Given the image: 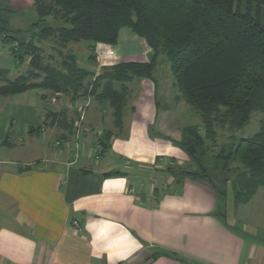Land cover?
Returning <instances> with one entry per match:
<instances>
[{
  "label": "crops",
  "instance_id": "obj_1",
  "mask_svg": "<svg viewBox=\"0 0 264 264\" xmlns=\"http://www.w3.org/2000/svg\"><path fill=\"white\" fill-rule=\"evenodd\" d=\"M94 45L101 66L148 60L126 28L116 47ZM156 61L153 79L126 82L120 128L100 98L80 113L36 88L0 95V264H264V184L235 205L220 171L206 179L173 168L185 124L158 100Z\"/></svg>",
  "mask_w": 264,
  "mask_h": 264
},
{
  "label": "trees",
  "instance_id": "obj_2",
  "mask_svg": "<svg viewBox=\"0 0 264 264\" xmlns=\"http://www.w3.org/2000/svg\"><path fill=\"white\" fill-rule=\"evenodd\" d=\"M262 6L264 0H50V5L38 2L34 7L36 20L26 28L30 31L28 37L13 35L10 14L6 15L4 26H0L5 34L0 37L11 43L9 53L14 61L20 64L28 59V68L23 73L3 80L0 95L36 88L63 93L80 106L89 97L100 98L110 103L114 124L120 128L129 93L126 82L134 77L153 79L157 57L165 55L178 92L177 100L191 106L205 128V137L196 124L182 128L176 144L193 166L177 165L174 161L173 168L177 167L181 173L210 178L211 166L203 159L204 139L215 136L216 118L228 129L238 130L249 122L253 111L263 114L258 131L237 139L235 144L233 140L228 152L218 156L224 160L223 164L212 166L230 181L234 204L246 202L264 184ZM11 12L8 11L14 13ZM49 17L61 23L54 26ZM123 28L146 43L152 51L150 59L103 66L89 86L84 81L95 72L77 65L70 51L62 56L59 68L41 63L39 43L47 37L54 36L61 46L84 40L89 48L96 43L116 47ZM41 73L39 82H31ZM110 135L111 132L105 131L99 138L102 151ZM230 163L234 168L230 169ZM238 170L245 173L238 180L239 188Z\"/></svg>",
  "mask_w": 264,
  "mask_h": 264
},
{
  "label": "rangeland",
  "instance_id": "obj_3",
  "mask_svg": "<svg viewBox=\"0 0 264 264\" xmlns=\"http://www.w3.org/2000/svg\"><path fill=\"white\" fill-rule=\"evenodd\" d=\"M38 2H44V4L46 5H50V0H0V26H4V20L6 18L7 14H10V27L13 28H21L22 31H24L25 34H23V36L18 35L15 31H13V35L17 38H26L27 35H30V33H26V28L29 27V25L34 22L36 20V12L34 10V7H36ZM14 11L13 14L8 13V11ZM260 13H261V19L262 22L264 23V6H262L260 8ZM51 19V23H53L54 26L58 25L61 23L60 20L58 19H53V17H49ZM37 30V29H36ZM0 34L1 35H5L1 30H0ZM28 37V36H27ZM56 38L53 36L47 37L44 39V41L39 43V46H41L42 48V60L41 63L44 65H49V66H56L57 68L60 67L61 64V60H62V56H64V54H66L67 52H71L72 54L75 55L76 58V64L79 66H82L84 68H88L91 69L95 72L94 76H90L87 77V79L84 81V84H88V86L91 84V82L94 81L96 74L100 73L101 70V65H99V62H101L99 60V58L97 57V46H91L89 48V46H85L84 44H74L73 43H68L65 46H61V44L55 40ZM0 45L2 46V49H0V56L2 54H4V56L6 55V53H9L8 51L11 48V43L9 41H2L0 40ZM84 42V41H83ZM86 42V41H85ZM91 49V50H90ZM10 54V53H9ZM10 55L5 56L6 58L9 59H4L3 61H1V57H0V66L1 67H6L7 68V73H6V77L8 79H13L15 78L17 75H19L20 73H23L28 66L25 63H20L17 64L13 57H9ZM9 60V63H8ZM158 66L156 68L155 71V76L158 82V92L160 94H162V96L158 94V100L160 101V103H169L172 106L173 110H178L180 111V113H182L181 117H180V122L179 125L184 126L188 125V124H196L199 128V132L200 134L205 137V128L200 120L199 115L196 113V111L189 106L188 104L184 103L183 101H179L178 103H176L175 101H173V98L175 97V95H177V90L176 87L174 85H172V81H170L169 79V83H167L168 87L166 88V78H172L171 76V71H170V66H169V61L167 60L165 55H158ZM90 65V66H89ZM101 66V67H100ZM105 66H110V65H105ZM43 74L41 73V76L39 78L36 79H32L31 82H39L40 79L42 78ZM167 89L168 94H165V90ZM46 96L49 97V99L51 100L52 98H54L56 100L55 103H59V98L61 96H63L64 100L70 101L71 97L66 96L63 93H58L60 94V96H55L56 94L50 92V91H45ZM165 94V95H164ZM45 96V97H46ZM166 96V97H164ZM169 96V97H168ZM177 100V99H176ZM178 101V100H177ZM176 104H175V103ZM177 105V108H176ZM171 109V110H172ZM171 112V111H170ZM263 118V114L259 111H253L251 113L250 116V120L249 122L244 125L242 128L238 129V130H230L227 128V126L225 125H221L219 123L218 118H216L214 120L215 122V126L214 129L216 131L215 136L213 138H205V150H206V156L204 159L205 162H207V165L210 167L211 169V173H212V177L213 174L216 173L217 170L215 167L212 168V166L218 164V166H221L224 162V160H222V158L220 157V159L218 158L219 155L223 156L226 154L227 151V147H229V145L231 144V142L233 141L235 144V141L241 137H247L252 135L253 133H255L256 131H258L259 127H260V121ZM178 120V119H177ZM173 125L176 124V119H172L171 120ZM178 123V122H177ZM169 127V126H168ZM173 128V126H171ZM181 129V128H180ZM181 133V132H180ZM182 134V133H181ZM182 136V135H181ZM180 136V139H181ZM234 138V139H233ZM171 145L177 150V155L180 156V160L184 159L181 162H177L178 164H187L188 166L192 167L193 164L188 161L187 159V155L186 153H184L182 151V148L180 145L176 144V143H171ZM218 158V159H217ZM206 165V166H207ZM235 165H233L232 163L229 164L230 169L234 168ZM240 172V173H239ZM244 171L241 172V170H238V175L236 178V184L237 187H240L239 184V179L240 177L245 174L243 173ZM241 174V175H240ZM231 177V175H229ZM232 178V177H231ZM262 236V233H261Z\"/></svg>",
  "mask_w": 264,
  "mask_h": 264
},
{
  "label": "built area",
  "instance_id": "obj_4",
  "mask_svg": "<svg viewBox=\"0 0 264 264\" xmlns=\"http://www.w3.org/2000/svg\"><path fill=\"white\" fill-rule=\"evenodd\" d=\"M88 104V100H83V102L81 103V109H80V113L83 111V108ZM58 144V142H57ZM74 226H77V222L74 221Z\"/></svg>",
  "mask_w": 264,
  "mask_h": 264
},
{
  "label": "water",
  "instance_id": "obj_5",
  "mask_svg": "<svg viewBox=\"0 0 264 264\" xmlns=\"http://www.w3.org/2000/svg\"><path fill=\"white\" fill-rule=\"evenodd\" d=\"M147 57L150 59L152 57V51H148Z\"/></svg>",
  "mask_w": 264,
  "mask_h": 264
}]
</instances>
